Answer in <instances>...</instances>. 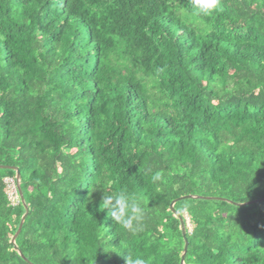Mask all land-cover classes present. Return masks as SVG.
Wrapping results in <instances>:
<instances>
[{
  "label": "trees",
  "instance_id": "16d2710c",
  "mask_svg": "<svg viewBox=\"0 0 264 264\" xmlns=\"http://www.w3.org/2000/svg\"><path fill=\"white\" fill-rule=\"evenodd\" d=\"M0 0V264H264V0ZM159 173L160 179L154 177ZM16 177V176H15ZM107 178L145 208L131 235ZM20 195V194H19ZM226 199V200H222ZM106 249V250H105ZM115 250V251H113ZM121 253V254H120Z\"/></svg>",
  "mask_w": 264,
  "mask_h": 264
},
{
  "label": "clouds",
  "instance_id": "9594fccd",
  "mask_svg": "<svg viewBox=\"0 0 264 264\" xmlns=\"http://www.w3.org/2000/svg\"><path fill=\"white\" fill-rule=\"evenodd\" d=\"M189 3L193 10L192 15L199 19L201 16H211L217 9L219 0H189ZM154 179H160L159 173ZM97 186L103 192L99 208L101 211L108 210V217L114 224L122 226L131 235L144 231L146 212L139 199L126 191L116 189L113 182L107 178L98 180L92 190H95ZM124 255L126 264H146L143 257L136 255L130 249Z\"/></svg>",
  "mask_w": 264,
  "mask_h": 264
},
{
  "label": "water",
  "instance_id": "95a60500",
  "mask_svg": "<svg viewBox=\"0 0 264 264\" xmlns=\"http://www.w3.org/2000/svg\"><path fill=\"white\" fill-rule=\"evenodd\" d=\"M0 168H6V169H9V170H13L15 171V176H16V179H17V184H18V189H19V194H20V197H21V200H22V203H23V207L25 209V213L24 215L22 216L21 218V221H20V224H19V227H18V230L17 232L13 235L12 239H11V243L13 245V248L14 250L22 257L24 258L27 262H29L25 257L24 255L22 254L21 250L19 249L18 245L16 244V239L18 237V235L20 234L21 230H22V227H23V224L26 220V217L28 215V206L25 202V199H24V196H23V192H22V188H21V173H20V170L16 167H5V166H0ZM187 199H206V200H211V199H219V198H215V197H202V196H199V195H185V196H181L175 200L172 201V203L170 204V209L171 211L178 217L179 221H180V224H181V231H182V235L184 237V248H183V251L181 253V260H180V264H185V257H186V254H187V249H188V241H187V238H186V227H187V222L185 221V219L174 209V205L179 202V201H182V200H187ZM222 200H226V199H222ZM228 201L229 203H232V204H235V205H238V206H245V205H248V204H252V203H258V202H263L264 201V198L263 199H257V200H254V201H250V202H245V203H234L232 201H229V200H226Z\"/></svg>",
  "mask_w": 264,
  "mask_h": 264
},
{
  "label": "built area",
  "instance_id": "2783aa9c",
  "mask_svg": "<svg viewBox=\"0 0 264 264\" xmlns=\"http://www.w3.org/2000/svg\"><path fill=\"white\" fill-rule=\"evenodd\" d=\"M4 182L6 184V194L9 200V204L13 207L18 206L20 204V195L16 177H6L4 179ZM188 221L189 219L187 220V222Z\"/></svg>",
  "mask_w": 264,
  "mask_h": 264
},
{
  "label": "rangeland",
  "instance_id": "374dc122",
  "mask_svg": "<svg viewBox=\"0 0 264 264\" xmlns=\"http://www.w3.org/2000/svg\"><path fill=\"white\" fill-rule=\"evenodd\" d=\"M186 217H187V220H188V216L186 215ZM188 228L191 230L192 229V225L189 223V221H188Z\"/></svg>",
  "mask_w": 264,
  "mask_h": 264
}]
</instances>
